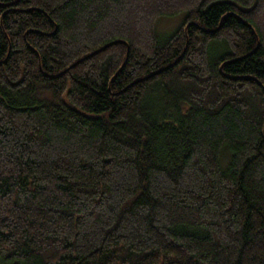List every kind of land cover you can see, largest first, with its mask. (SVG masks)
Masks as SVG:
<instances>
[{
  "label": "trees",
  "instance_id": "trees-1",
  "mask_svg": "<svg viewBox=\"0 0 264 264\" xmlns=\"http://www.w3.org/2000/svg\"><path fill=\"white\" fill-rule=\"evenodd\" d=\"M0 264H264V0H0Z\"/></svg>",
  "mask_w": 264,
  "mask_h": 264
},
{
  "label": "rangeland",
  "instance_id": "rangeland-1",
  "mask_svg": "<svg viewBox=\"0 0 264 264\" xmlns=\"http://www.w3.org/2000/svg\"><path fill=\"white\" fill-rule=\"evenodd\" d=\"M180 15L179 16H177V17H175V18H173V19H163V20H161L160 21V24H158V27H160L159 29H167L169 26L171 27V26H175L177 23L175 22V20L178 18V19H180ZM173 26V27H174ZM169 27V28H170Z\"/></svg>",
  "mask_w": 264,
  "mask_h": 264
}]
</instances>
